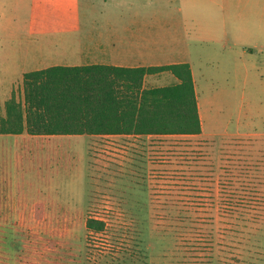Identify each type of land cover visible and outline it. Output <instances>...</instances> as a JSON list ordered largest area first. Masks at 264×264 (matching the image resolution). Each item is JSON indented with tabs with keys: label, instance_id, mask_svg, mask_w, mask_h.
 Listing matches in <instances>:
<instances>
[{
	"label": "rangeland",
	"instance_id": "obj_1",
	"mask_svg": "<svg viewBox=\"0 0 264 264\" xmlns=\"http://www.w3.org/2000/svg\"><path fill=\"white\" fill-rule=\"evenodd\" d=\"M45 13L81 14L85 33L160 29L195 39L227 29L252 52V80L264 91V0H0V47H41ZM199 45L197 61L214 48ZM40 63L0 60L2 88L22 85ZM176 81L165 71L144 87ZM141 135H34L26 209L21 166L2 165L0 190L12 174L20 195L12 215L0 211V264H264L263 151L232 141L219 166L220 139L212 150L191 136ZM89 218L103 228L89 229Z\"/></svg>",
	"mask_w": 264,
	"mask_h": 264
},
{
	"label": "crops",
	"instance_id": "obj_2",
	"mask_svg": "<svg viewBox=\"0 0 264 264\" xmlns=\"http://www.w3.org/2000/svg\"><path fill=\"white\" fill-rule=\"evenodd\" d=\"M28 31L32 42H35V23L33 19ZM46 27L36 33V42L41 47L34 48L23 45L10 48L0 47V60L13 63L18 68H25L37 60L42 62L36 67L39 69L50 66H85L104 64L123 67L163 66L175 63H189L195 89L199 115L201 119V132L197 134H147L141 136H191L193 140L214 145L219 139L221 151L225 144L235 141L244 142L264 153V96L258 84L254 85L248 64L251 51L242 48L236 35L227 29L220 34L212 33L208 37L198 35L199 38L186 37L177 32L157 29L154 32L141 30V32L125 33L122 31H99V33H85L82 30L81 14L61 13L60 15L45 13L42 17ZM52 27V28H51ZM184 36V37H183ZM199 46H211L216 50L208 51L199 57V61L191 57L194 43ZM51 44L57 49H51ZM46 46V47H45ZM64 46V48H62ZM53 53H57L54 55ZM244 59V60H243ZM194 63L200 67V78H197ZM10 65V64H9ZM217 69L218 71H215ZM37 70V69H35ZM32 71V70H31ZM29 71H25L24 74ZM162 73V72H161ZM23 74V77H24ZM156 74H148L145 81H150ZM176 80H178L176 78ZM177 82V81H176ZM250 83H252L251 86ZM21 89V92L19 91ZM15 95L17 101L24 100L23 82L16 86L9 83L2 88L0 80V106L2 115L6 114V103ZM33 134L26 130L21 133H0V184L2 185V165L13 167L18 171L21 166V198L20 204L31 205L28 192L24 189L31 186V172L33 164ZM6 137L8 139H3ZM8 171V168H5ZM217 177L223 175L217 173ZM9 180V190H0V211L13 214L12 204L17 201L18 178L5 176ZM25 178V181H24ZM16 184L15 191L13 186ZM25 184V185H24ZM6 197L9 201H6ZM9 205V207H8ZM32 209L27 210L32 215ZM28 216V213H26ZM9 221L6 217L5 221ZM12 222V221H11Z\"/></svg>",
	"mask_w": 264,
	"mask_h": 264
},
{
	"label": "trees",
	"instance_id": "obj_3",
	"mask_svg": "<svg viewBox=\"0 0 264 264\" xmlns=\"http://www.w3.org/2000/svg\"><path fill=\"white\" fill-rule=\"evenodd\" d=\"M170 71L175 84L144 87L148 74ZM24 100L0 106V133L33 135L197 134V94L189 63L123 67L50 66L26 72ZM103 221L88 219L100 231Z\"/></svg>",
	"mask_w": 264,
	"mask_h": 264
}]
</instances>
